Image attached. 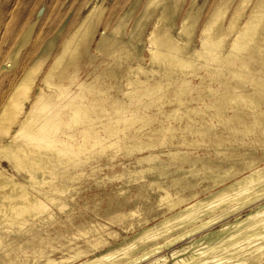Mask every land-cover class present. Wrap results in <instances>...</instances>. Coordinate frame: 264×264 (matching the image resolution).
<instances>
[{"label": "bare ground", "instance_id": "1", "mask_svg": "<svg viewBox=\"0 0 264 264\" xmlns=\"http://www.w3.org/2000/svg\"><path fill=\"white\" fill-rule=\"evenodd\" d=\"M9 1L0 264H264V0Z\"/></svg>", "mask_w": 264, "mask_h": 264}, {"label": "rangeland", "instance_id": "2", "mask_svg": "<svg viewBox=\"0 0 264 264\" xmlns=\"http://www.w3.org/2000/svg\"><path fill=\"white\" fill-rule=\"evenodd\" d=\"M1 1L2 0H0V4H1L0 7L2 8L4 4ZM189 1L190 0L184 1L179 15L182 13L183 9L187 6ZM196 1L197 3L202 5L201 15H205L206 11L208 10V8L210 7V5L214 0H196ZM9 2L12 3L11 0ZM81 2H83V0H21V2L16 7V10L20 12V15H23L24 20L26 19L36 20L34 31L36 32L37 29L39 30V28H44L45 29L44 37H46L54 29L56 23H59L61 20L65 19V17L67 19V22H69L74 16H78L81 12L83 13L85 9H83V11L80 9L81 8L80 4H82ZM131 2H133V0H103V4L106 6V8L117 7L118 9L127 7L128 4H131ZM38 10H41V14L37 19L36 12ZM0 13H3L1 9H0ZM5 47L6 45L4 46V48ZM126 234L128 236H131L132 233L128 231L126 232ZM53 236L55 238L59 237L57 233H54Z\"/></svg>", "mask_w": 264, "mask_h": 264}]
</instances>
